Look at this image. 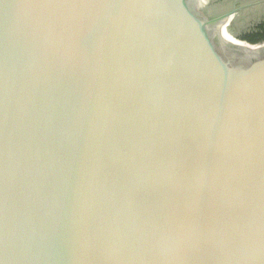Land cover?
<instances>
[{
  "label": "water",
  "instance_id": "water-1",
  "mask_svg": "<svg viewBox=\"0 0 264 264\" xmlns=\"http://www.w3.org/2000/svg\"><path fill=\"white\" fill-rule=\"evenodd\" d=\"M208 2L0 0V264H264V4Z\"/></svg>",
  "mask_w": 264,
  "mask_h": 264
},
{
  "label": "flooded vegetation",
  "instance_id": "flooded-vegetation-1",
  "mask_svg": "<svg viewBox=\"0 0 264 264\" xmlns=\"http://www.w3.org/2000/svg\"><path fill=\"white\" fill-rule=\"evenodd\" d=\"M262 4H264V1L261 2L260 0H209L207 12L211 17H217L238 10L236 16L239 18L244 11ZM259 13L264 14V12ZM236 20L232 23V26H237ZM244 23H246V26L252 27L249 28V33H245L243 39L252 44L264 43V16L260 19L257 15H250Z\"/></svg>",
  "mask_w": 264,
  "mask_h": 264
},
{
  "label": "snow or ice",
  "instance_id": "snow-or-ice-1",
  "mask_svg": "<svg viewBox=\"0 0 264 264\" xmlns=\"http://www.w3.org/2000/svg\"><path fill=\"white\" fill-rule=\"evenodd\" d=\"M102 30H103V23H101V24L98 26V28H97V32L90 33L88 36H86V37L84 38V40L82 41L83 45H84L85 47H89V48H91V47L95 44L99 32H101Z\"/></svg>",
  "mask_w": 264,
  "mask_h": 264
}]
</instances>
